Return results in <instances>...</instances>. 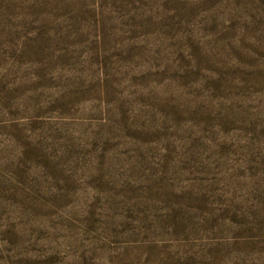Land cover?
I'll return each instance as SVG.
<instances>
[{
	"label": "rangeland",
	"instance_id": "374dc122",
	"mask_svg": "<svg viewBox=\"0 0 264 264\" xmlns=\"http://www.w3.org/2000/svg\"><path fill=\"white\" fill-rule=\"evenodd\" d=\"M0 264H264V0H0Z\"/></svg>",
	"mask_w": 264,
	"mask_h": 264
}]
</instances>
